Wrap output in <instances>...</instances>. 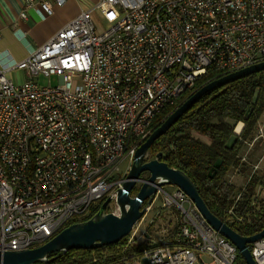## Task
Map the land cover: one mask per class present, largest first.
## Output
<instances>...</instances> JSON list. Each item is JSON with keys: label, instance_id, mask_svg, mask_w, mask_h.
Instances as JSON below:
<instances>
[{"label": "built area", "instance_id": "obj_1", "mask_svg": "<svg viewBox=\"0 0 264 264\" xmlns=\"http://www.w3.org/2000/svg\"><path fill=\"white\" fill-rule=\"evenodd\" d=\"M65 1L25 5L49 15ZM100 3L115 7L117 17L98 29L93 8L81 10L11 64L25 74L20 83L0 68V251L40 245L88 218L95 201L113 200L129 167L121 171V164L131 163L157 114L209 72L216 78L264 60V0ZM51 75L57 81L46 84ZM157 194L162 207L178 211L175 231L120 264H193L202 254L208 264H237L236 246L183 190L161 186ZM231 213L224 210L225 220ZM249 250L264 264V236Z\"/></svg>", "mask_w": 264, "mask_h": 264}, {"label": "trees", "instance_id": "obj_2", "mask_svg": "<svg viewBox=\"0 0 264 264\" xmlns=\"http://www.w3.org/2000/svg\"><path fill=\"white\" fill-rule=\"evenodd\" d=\"M213 78L215 74L209 72L195 82L192 90H197ZM255 88H258L257 100L249 117L243 119L244 111L251 103ZM191 93V91L183 92L173 105L167 106L157 114L150 124V131L156 128ZM263 111L264 70L232 80L203 94L163 134L157 137L147 150V159L160 153V160L166 162L169 167L186 173L196 185L209 210L243 235L253 234L264 227V202L257 203L255 200L257 187H264V177L253 174L239 198L235 200L239 190L234 184L226 182L224 175L235 166H239L240 171L247 172L246 162L239 160V150L243 141L252 137L256 121ZM238 121H242L244 125L233 146L228 149L224 144ZM217 158L221 159L220 165L213 176H209L208 171ZM136 191L132 189L130 194L134 195ZM104 199L105 197L91 207L89 216L98 209ZM145 204L146 201L142 203V207ZM229 207H232V213L229 215L232 219L230 221L225 220L223 216L224 210ZM162 208L164 207H160L157 215L148 224L147 230H151L162 217ZM172 209L175 221L167 233L168 237L175 231L179 220L178 211L175 208ZM106 211H111V209L108 208ZM127 237L128 234L115 243L91 249L79 248L64 252H51L47 254L46 261L39 260L35 264L132 262L139 259L142 251L150 244L143 241L127 243ZM237 264H244L239 252Z\"/></svg>", "mask_w": 264, "mask_h": 264}, {"label": "water", "instance_id": "obj_3", "mask_svg": "<svg viewBox=\"0 0 264 264\" xmlns=\"http://www.w3.org/2000/svg\"><path fill=\"white\" fill-rule=\"evenodd\" d=\"M262 70H264V60L206 82L192 92L156 128L150 131L136 148L121 186L116 188V195L113 199L115 211H106L107 205L111 200L109 196H106L91 216L84 220L67 224L40 245L20 250L8 249L0 251V263L35 264L39 260L46 261L47 254L51 252H64L69 249L79 248L91 249L115 243L129 234L135 223L142 217L144 214L142 203L144 201L150 203L156 190L164 184H173L187 194L208 224L236 246L245 264H256L251 256L249 244L264 236V227L250 235L238 233L209 210L196 185L186 173L180 169L169 167L166 162L160 160V153L147 160L144 159V155L152 142L163 134L203 94L232 80ZM257 95L258 88H255L251 103L244 111L243 119L249 117L257 100ZM238 123L241 125L236 131L235 128ZM243 125L242 121H238L235 124L232 134L224 144L226 148L230 149L233 146ZM220 162V158L214 161L208 171L209 176H213ZM142 172H147L146 178L140 177ZM137 182L139 183L138 189L134 195H131L130 192Z\"/></svg>", "mask_w": 264, "mask_h": 264}, {"label": "crops", "instance_id": "obj_4", "mask_svg": "<svg viewBox=\"0 0 264 264\" xmlns=\"http://www.w3.org/2000/svg\"><path fill=\"white\" fill-rule=\"evenodd\" d=\"M88 8H93L92 20L98 29L110 24L118 14L115 7L100 3V0H66L60 6L53 5V12L49 15H42L37 4L25 5V0H0V68H4L7 77L16 83L23 81L25 74L11 68V64L25 57L73 16ZM21 11L25 12L24 17L20 16Z\"/></svg>", "mask_w": 264, "mask_h": 264}, {"label": "rangeland", "instance_id": "obj_5", "mask_svg": "<svg viewBox=\"0 0 264 264\" xmlns=\"http://www.w3.org/2000/svg\"><path fill=\"white\" fill-rule=\"evenodd\" d=\"M94 22V21H93ZM95 24V23H94ZM35 80H38L34 78ZM40 83H43L44 78H39ZM57 81L55 75H51L46 78L45 83L54 84ZM264 111L260 114L259 118L256 121L255 128L253 129L252 137L243 141V144L239 150V156L245 157L247 172L240 171L239 166H235L230 168L228 172L224 175V179L226 182L234 184L239 192L247 185L250 175H257L258 177H264ZM240 162L241 159L239 157ZM130 163L125 160L121 164V171L125 170L127 165ZM255 165L257 168L254 167ZM255 171V172H253ZM147 176V172H142L140 174L141 178H145ZM139 183L133 187V190H137ZM163 188L167 192H172L175 189V185L173 184H164ZM236 193V198L239 194ZM241 193V192H240ZM235 198V199H236ZM256 202H264V187L258 186L255 193ZM100 200L95 201V203H99ZM163 197L161 194H157L154 196L150 203V209L147 211L142 217L135 223L132 230L129 232L128 237L126 239L127 243H136V242H147L150 245L158 243L161 239L168 237L167 233L172 228L175 221V214L172 207H164L161 210L162 217L158 219L156 224L151 228V230H147L148 224L153 220L157 211L162 207ZM110 208L112 211H115L114 201L110 200L107 205L108 209ZM170 222V224H168ZM211 260V257L207 254H202L200 260H197L193 264H208ZM245 264V262H244Z\"/></svg>", "mask_w": 264, "mask_h": 264}, {"label": "bare ground", "instance_id": "obj_6", "mask_svg": "<svg viewBox=\"0 0 264 264\" xmlns=\"http://www.w3.org/2000/svg\"><path fill=\"white\" fill-rule=\"evenodd\" d=\"M240 125H241L240 123L237 124V126L235 128L236 131L239 129Z\"/></svg>", "mask_w": 264, "mask_h": 264}]
</instances>
